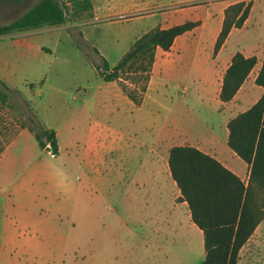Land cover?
<instances>
[{"label": "crops", "instance_id": "0c3cea01", "mask_svg": "<svg viewBox=\"0 0 264 264\" xmlns=\"http://www.w3.org/2000/svg\"><path fill=\"white\" fill-rule=\"evenodd\" d=\"M38 1L0 0V25ZM90 1L89 14L62 25L0 37V81L11 99L18 95L16 78L34 74L41 56L60 53L62 44L76 48L80 34L105 58V44L127 50L152 29L199 25L176 37L168 51L156 49L138 105L117 81L105 82L98 72L92 83L80 79L74 84L79 96H72L78 103L71 106L54 87H48L49 101L41 106L17 96L28 119L55 132L58 152L40 148L34 133L23 127L0 153V264H64L77 215L81 226L95 215L97 264L120 253L122 237L140 240L141 264H151L153 258L166 262L175 250H204L203 232L171 178L173 147L196 148L247 183L248 165L227 146V123L264 94L255 84L264 41L243 35L228 45L252 19L255 2L243 26L233 29L213 55L228 7L222 2L183 8L184 0ZM236 53L255 57L256 64L232 100L222 103L223 77ZM46 86L44 82L41 89ZM263 221L239 250L237 264H264Z\"/></svg>", "mask_w": 264, "mask_h": 264}, {"label": "trees", "instance_id": "16d2710c", "mask_svg": "<svg viewBox=\"0 0 264 264\" xmlns=\"http://www.w3.org/2000/svg\"><path fill=\"white\" fill-rule=\"evenodd\" d=\"M91 9L90 0H39L20 17L0 25V37L59 26L70 18L89 14ZM250 9V3L240 1L224 10L215 53L233 29L243 26ZM198 25L185 22L169 29H152L134 41L113 67L92 46L102 63L99 76L105 82H121L123 76L136 77L130 83L121 84V88L131 101L140 104L156 49L168 51L176 37ZM79 36L80 39L74 40L75 45H90ZM255 64V57L245 58L241 53L232 57L219 93L222 103L232 100ZM255 84L264 90V59ZM8 96V88L0 81V109L12 107ZM28 120L34 126L29 130L39 147L45 148L48 144L51 154L56 155L55 132L38 125L31 117ZM227 130V146L249 167L246 185L217 160L196 148L179 146L169 151L171 178L180 190L181 199L188 203L193 222L203 232L205 257L201 264H237L239 250L264 218V94L247 111L229 120Z\"/></svg>", "mask_w": 264, "mask_h": 264}, {"label": "rangeland", "instance_id": "374dc122", "mask_svg": "<svg viewBox=\"0 0 264 264\" xmlns=\"http://www.w3.org/2000/svg\"><path fill=\"white\" fill-rule=\"evenodd\" d=\"M240 1L250 3L251 6L253 2H255V9L252 14V19L246 25L245 30L242 33H235L232 35L228 48H231L232 44L243 35L245 40L264 41V0H184L181 7L188 8L195 5L205 6L214 3L218 4L219 2L229 6ZM75 46L76 48L70 50L67 44H62L61 50H59L61 54L59 52H53L52 55L43 54L41 60L37 64V71L34 74H24L16 78L15 87L18 94L17 96L41 106L44 102L49 101L48 87H54L62 91V101L66 105L71 106L72 104L78 103V100L72 99L73 95L76 97L79 96L78 92L75 91L74 84L80 79H86L89 83H92L95 80V74L98 72V68L101 69L102 63L100 57L92 51V45H82V47ZM101 47H103V51L106 55L104 59L111 67L116 65L128 50L123 48L115 49L106 44ZM49 48L53 51L54 46L49 45ZM63 48L65 50H62ZM64 51L67 55L66 57H64ZM216 53L213 50V55ZM133 78L136 77L123 76V80L121 82L117 81V83L121 87V84L130 83ZM44 82L47 86L41 89ZM17 96L12 95V99L10 95L8 96L9 103L12 106L10 109L5 107L0 109V153L11 139H13L20 128L34 127L28 121L27 117H29V114L24 106V102L18 99ZM214 121L215 120H213V122ZM95 226V215L89 217L88 222L82 223V226L78 215L76 216L73 226L69 231V241L65 253L64 264H97L96 258L98 257L99 259L101 253L96 250V247L99 246V242L96 237ZM255 243L257 244V241ZM118 246L120 248L115 245V247L120 250V253L115 252L114 254H110L109 258L105 260V264H141L140 259L143 248L138 238L122 237ZM125 247L130 248L128 254L124 253ZM203 257L204 250L202 249L200 252L194 253H180L175 250L169 255L166 262L164 259L158 260V258L154 261L153 258V261L150 263L195 264L201 263Z\"/></svg>", "mask_w": 264, "mask_h": 264}, {"label": "built area", "instance_id": "2783aa9c", "mask_svg": "<svg viewBox=\"0 0 264 264\" xmlns=\"http://www.w3.org/2000/svg\"><path fill=\"white\" fill-rule=\"evenodd\" d=\"M181 94H182V96H183V95H184V92H182ZM46 147H47L48 149L50 148L48 144L46 145Z\"/></svg>", "mask_w": 264, "mask_h": 264}]
</instances>
